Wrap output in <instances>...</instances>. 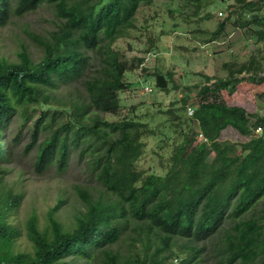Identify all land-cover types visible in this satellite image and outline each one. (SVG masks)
I'll return each mask as SVG.
<instances>
[{"label":"trees","instance_id":"16d2710c","mask_svg":"<svg viewBox=\"0 0 264 264\" xmlns=\"http://www.w3.org/2000/svg\"><path fill=\"white\" fill-rule=\"evenodd\" d=\"M153 2L0 0V27L44 3L60 20L49 37L33 35L42 51L38 58L26 46L16 60L0 58V264H172L179 238L190 246L178 264H199L196 243L208 240L217 264H264V116L251 122L244 107L215 95L244 81L264 85V76L237 77L253 69L248 65L212 84L206 76L163 174H145L136 166L144 137L154 133L147 123L136 116H100L117 114L120 92L131 86L113 45L137 27L138 9ZM235 2L252 14L249 23L264 19L256 14L264 0ZM223 28L221 23L213 37ZM17 116L32 121L33 145L46 133L37 144V167L56 164L63 171L74 153L101 187L97 196L76 188L84 210L71 227L56 216L63 199L48 210L43 228L36 213L24 227L11 220L22 194L4 190L2 166L11 155L5 128ZM258 126L260 134L245 142L220 138L227 127L247 136ZM23 232L30 247L20 251L16 241Z\"/></svg>","mask_w":264,"mask_h":264},{"label":"rangeland","instance_id":"374dc122","mask_svg":"<svg viewBox=\"0 0 264 264\" xmlns=\"http://www.w3.org/2000/svg\"><path fill=\"white\" fill-rule=\"evenodd\" d=\"M256 14L264 16V7ZM251 16L241 12L235 0H154L138 9L137 27L113 45L121 52L127 68L125 79L131 86L120 92L121 109L117 114L100 113V116L108 121L136 116L154 130L152 135L144 137V151L136 162L139 170L145 174H163L168 169L172 147L190 118L187 108L197 104V93L206 76L212 78L207 84H212L220 78L229 79L245 65L253 69L249 73L242 71L237 77L247 78L255 72L264 76V39L256 34L263 28L264 19L249 23ZM59 22L53 7L46 3L24 15H12L0 27V58L16 60V53L23 46L38 58L42 51L33 35L49 37ZM240 22L247 25L242 27ZM221 23L223 30L213 37ZM262 91L264 85L244 81L237 83L232 91L220 90L215 95L226 103L244 107L254 122L256 115L264 116ZM5 130L11 155L2 166L5 169L2 186L6 191L22 194L11 220L24 227L29 216L36 213L39 227L43 228L48 210L63 199L56 216L65 227H71L77 213L84 210L76 188L97 196L101 187L95 176L74 153L63 171L56 164L45 169L37 167V144L46 133H40L33 145L32 121L22 123L17 116L7 123ZM259 134L243 136L227 127L220 138L245 142ZM24 234L16 241L20 251L30 247ZM176 243L177 259L172 264L187 256L186 246H190L188 240L181 238ZM195 247L200 254L199 264H217L212 240L196 243Z\"/></svg>","mask_w":264,"mask_h":264},{"label":"built area","instance_id":"2783aa9c","mask_svg":"<svg viewBox=\"0 0 264 264\" xmlns=\"http://www.w3.org/2000/svg\"><path fill=\"white\" fill-rule=\"evenodd\" d=\"M220 14H221V13H220ZM145 59H146V58H145ZM195 110H196V105H190V106H188V108H187L188 115H189L190 117H192L193 114H194V112H195ZM254 132H256V133H260V132H261V128H260L259 126H258V127H255ZM198 136L201 137L202 135L199 134Z\"/></svg>","mask_w":264,"mask_h":264}]
</instances>
